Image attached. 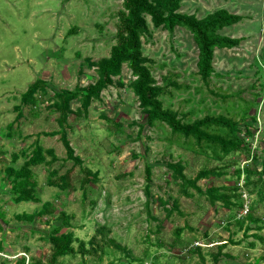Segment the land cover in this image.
Segmentation results:
<instances>
[{
    "label": "rangeland",
    "instance_id": "obj_1",
    "mask_svg": "<svg viewBox=\"0 0 264 264\" xmlns=\"http://www.w3.org/2000/svg\"><path fill=\"white\" fill-rule=\"evenodd\" d=\"M124 1L0 0V212L8 223L0 221V264H50V235L65 220L69 226L62 232L74 235L77 255L57 264H264V203L251 194L253 185L241 186L238 194L250 195V215L258 222L239 219L243 198L236 200L233 191L237 172L253 168L252 155L264 157V0L183 1L181 12L200 19L223 9L244 17L221 32L243 42L216 52V75L208 86L199 75L192 35L184 29L170 34L148 19L144 54L154 62L164 107L187 124L225 116L241 130L251 153L246 149L223 160L165 124L145 128L127 66L88 113L79 112L77 102L61 124L54 92L97 81L96 63L118 43ZM39 80L46 91L36 95V105L22 106V95ZM62 130L83 162L66 189L50 185L75 167ZM37 145L47 157L33 167L39 203L17 204L6 170L21 169ZM170 164H180L187 180L203 170L222 175L200 180L198 190L176 177ZM212 189L233 205L213 203ZM46 203L53 207L42 218L19 219L42 211Z\"/></svg>",
    "mask_w": 264,
    "mask_h": 264
},
{
    "label": "trees",
    "instance_id": "obj_2",
    "mask_svg": "<svg viewBox=\"0 0 264 264\" xmlns=\"http://www.w3.org/2000/svg\"><path fill=\"white\" fill-rule=\"evenodd\" d=\"M184 0H125L124 9L121 12L120 23L118 27V43L112 47L111 54L108 58L102 59L98 63L97 73L98 79L94 84L87 87H78L75 91L64 90L62 92H54L57 104L62 112L60 122L65 125L69 120V116L73 114L72 107L75 103H81L79 112L88 113L92 103L99 100L105 90L115 86V79L120 78L123 74L124 67L127 66L135 78L131 87L139 101L140 108L146 115L147 124L145 128H154L158 124L167 125L171 131L181 138L193 141L200 148L205 146L212 149L216 158L223 160L233 153L240 152L250 148L246 144L245 138H241V130L237 123L225 116H208L206 118L196 120L193 123H185L180 119L179 114L168 110L164 107L162 96L164 89L158 85L154 77L152 66L154 62L144 54V39L150 34V26L148 19L152 20L153 25L157 29H163L170 34H174L177 29L188 31L198 49L199 75L206 86L210 80L216 75L214 68V60L216 52L220 50H233L239 47L243 40L231 38L221 34L227 28L235 26L244 20V17L232 14L228 10H218L206 17L200 19L196 15L184 14L181 12ZM46 82L39 80L34 83L26 93L22 95V106L36 105V95L46 91ZM144 127H141L143 129ZM144 128V129H145ZM56 135V134H54ZM246 135L251 136L247 131ZM61 139L66 148L68 160L74 162L75 167L67 175L60 180H51L50 185L68 188L71 185L72 176L78 166H82L81 158L76 154L66 130H62ZM47 154L54 155V151L50 150ZM19 159L15 156L14 161ZM252 167H247L243 171L239 170L237 176L239 184L235 187L234 198L240 200L239 189L241 180L246 177L245 187L253 185L251 194H257L260 202L264 203V157L254 153L252 155ZM262 161V170L258 168L259 161ZM47 162L45 150L42 146L37 145L33 154L25 162L21 169L13 167L7 168V179L12 189L16 192L15 202L17 204L39 203L35 196V190L38 183L34 179L33 167H37ZM149 179L151 177V167L147 166ZM169 168L176 177H184L189 186L199 190L197 183L202 179H208L211 176H220L221 173L211 170H203L194 180H187L183 175V167L180 164H170ZM255 177V180H253ZM150 186L148 193L150 195ZM210 199L213 203L223 201L228 206H232V199L226 195L220 194L219 189L209 191ZM243 201V200H242ZM52 204L46 203L42 211L32 214L19 216V219H27L35 221L37 218L45 216ZM239 208H243V202L239 204ZM248 218L252 222H258L253 215ZM0 221L4 225H8L5 221V214L0 212ZM67 220L59 228H54L50 235V241L53 245V255L50 264H57L59 259L66 257H75L77 252L74 248L75 237L72 233H63V229L68 227ZM248 231L249 228H247ZM4 231V227L0 225V233ZM262 239V238H261ZM34 264H48L42 261H36ZM253 264H260L257 260Z\"/></svg>",
    "mask_w": 264,
    "mask_h": 264
},
{
    "label": "built area",
    "instance_id": "obj_3",
    "mask_svg": "<svg viewBox=\"0 0 264 264\" xmlns=\"http://www.w3.org/2000/svg\"><path fill=\"white\" fill-rule=\"evenodd\" d=\"M245 184H246V179L242 178L241 186L245 187L244 186ZM242 198H243V208L239 215V219L247 218L251 214V209H252L251 198H250V195L246 191H243Z\"/></svg>",
    "mask_w": 264,
    "mask_h": 264
}]
</instances>
